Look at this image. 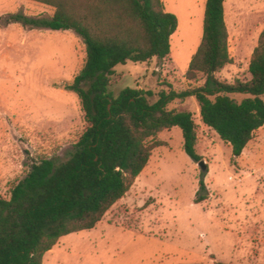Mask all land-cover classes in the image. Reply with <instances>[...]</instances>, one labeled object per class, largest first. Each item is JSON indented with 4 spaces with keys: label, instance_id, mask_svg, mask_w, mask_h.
<instances>
[{
    "label": "rangeland",
    "instance_id": "374dc122",
    "mask_svg": "<svg viewBox=\"0 0 264 264\" xmlns=\"http://www.w3.org/2000/svg\"><path fill=\"white\" fill-rule=\"evenodd\" d=\"M164 1L171 12L178 7L175 14L182 23L172 37L171 55L117 65L115 93L136 86L153 90L157 100L163 90L179 92L203 83L186 78L200 35L203 0ZM225 9L233 62L217 77L245 81L250 77L249 55L264 29V0H226ZM53 13V7L33 0H0V195L4 197L10 196L14 182L25 176L33 161L64 158L86 128L78 95L66 89L85 63L83 40L73 30L32 28L11 18ZM231 96L241 101L249 95ZM168 107L194 113L197 150L208 170L184 150L181 128L162 131L157 139L165 144L154 148L125 198L95 228L61 237L49 252L57 258L49 263L214 264V255L225 264H264V126L235 164L230 144L201 122L196 98L176 99ZM200 178L209 196L195 203Z\"/></svg>",
    "mask_w": 264,
    "mask_h": 264
},
{
    "label": "trees",
    "instance_id": "16d2710c",
    "mask_svg": "<svg viewBox=\"0 0 264 264\" xmlns=\"http://www.w3.org/2000/svg\"><path fill=\"white\" fill-rule=\"evenodd\" d=\"M33 1L53 7L54 13L11 18L32 28L73 30L85 44V63L66 89L78 95L86 128L64 158L33 161L10 196L0 195V264H43L61 237L95 228L126 196L154 148L165 144L157 139L162 131L181 128L184 150L202 161L194 113L170 109L172 101L196 98L201 122L230 144L235 164L264 126V29L251 54L249 79L217 77L233 62L226 0L206 1L202 40L186 73L190 82L203 83L179 92L163 90L157 100L151 89L127 86L115 93L112 86L117 65L171 55L179 20L163 0ZM233 93L249 96L239 101ZM208 196L200 178L195 203Z\"/></svg>",
    "mask_w": 264,
    "mask_h": 264
},
{
    "label": "crops",
    "instance_id": "0c3cea01",
    "mask_svg": "<svg viewBox=\"0 0 264 264\" xmlns=\"http://www.w3.org/2000/svg\"><path fill=\"white\" fill-rule=\"evenodd\" d=\"M164 1V0H163ZM206 1L207 0H203L202 1V7L200 8L201 9V14H200V19H201V30H200V35H199V38H198V41H197V44H196V50H195V52L197 51V49H198V47H199V45H200V42H201V40H202V36H203V28H202V25L204 26V22H203V20H204V16H205V6H206ZM42 4V3H41ZM164 4H165V6H166V2L164 1ZM225 7H226V2H225ZM166 9H167V6H166ZM174 10V12L173 13H177V11H179V9H178V7H175V8H173ZM168 10V9H167ZM226 10V9H225ZM169 11V10H168ZM171 12V11H170ZM226 12V11H225ZM178 17V16H177ZM178 20H179V25H178V29L176 30V32L180 29V27H181V21H180V19L178 18ZM192 21V20H191ZM190 21V22H191ZM175 32V33H176ZM174 33V34H175ZM173 34V35H174ZM173 35H172V37H173ZM257 44H258V42H257ZM257 44L255 45V47L257 46ZM254 47V48H255ZM254 48H253V50H254ZM253 50L251 51V53H250V55H249V61H250V58H251V54H252V52H253ZM231 52V51H230ZM232 56V55H231ZM173 128H177V127H173ZM249 144V143H248ZM248 146V145H247ZM247 146H246V148H247ZM245 148V149H246ZM128 193V192H127ZM125 198V197H124ZM124 198H122V199H124ZM121 199V200H122ZM119 202V201H118ZM50 251H52V249L50 250ZM50 251H48L47 253H46V255L44 256V262H43V264H45L46 263V261H48V264H51V263H49V261L50 260H52L53 258L54 259H56L57 258V255L55 254V255H53V253H51V254H49V252ZM47 254H49L50 255V257H48L49 255H47ZM48 258V259H47Z\"/></svg>",
    "mask_w": 264,
    "mask_h": 264
},
{
    "label": "water",
    "instance_id": "95a60500",
    "mask_svg": "<svg viewBox=\"0 0 264 264\" xmlns=\"http://www.w3.org/2000/svg\"><path fill=\"white\" fill-rule=\"evenodd\" d=\"M199 165L201 166L202 170L207 171L208 170V165L204 160L199 162Z\"/></svg>",
    "mask_w": 264,
    "mask_h": 264
}]
</instances>
